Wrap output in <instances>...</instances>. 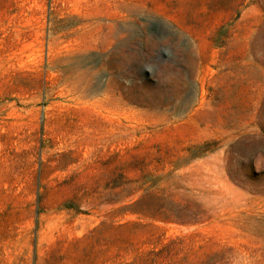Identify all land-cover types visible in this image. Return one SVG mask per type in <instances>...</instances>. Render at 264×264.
<instances>
[{
    "label": "rangeland",
    "instance_id": "374dc122",
    "mask_svg": "<svg viewBox=\"0 0 264 264\" xmlns=\"http://www.w3.org/2000/svg\"><path fill=\"white\" fill-rule=\"evenodd\" d=\"M0 264H264V0H0Z\"/></svg>",
    "mask_w": 264,
    "mask_h": 264
}]
</instances>
